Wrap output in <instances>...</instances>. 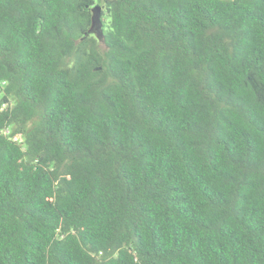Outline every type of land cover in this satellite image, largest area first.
Listing matches in <instances>:
<instances>
[{
	"label": "trees",
	"instance_id": "trees-1",
	"mask_svg": "<svg viewBox=\"0 0 264 264\" xmlns=\"http://www.w3.org/2000/svg\"><path fill=\"white\" fill-rule=\"evenodd\" d=\"M0 264H264V0H0Z\"/></svg>",
	"mask_w": 264,
	"mask_h": 264
},
{
	"label": "water",
	"instance_id": "water-1",
	"mask_svg": "<svg viewBox=\"0 0 264 264\" xmlns=\"http://www.w3.org/2000/svg\"><path fill=\"white\" fill-rule=\"evenodd\" d=\"M101 12H102V9L100 6L97 5L93 8L92 26L89 30V33L96 34V36L100 40H102V38H103L102 20H101L102 13ZM253 85H254V83H253Z\"/></svg>",
	"mask_w": 264,
	"mask_h": 264
},
{
	"label": "built area",
	"instance_id": "built-area-1",
	"mask_svg": "<svg viewBox=\"0 0 264 264\" xmlns=\"http://www.w3.org/2000/svg\"><path fill=\"white\" fill-rule=\"evenodd\" d=\"M3 133H9V129L4 130ZM15 139L22 141L20 136H16Z\"/></svg>",
	"mask_w": 264,
	"mask_h": 264
},
{
	"label": "rangeland",
	"instance_id": "rangeland-1",
	"mask_svg": "<svg viewBox=\"0 0 264 264\" xmlns=\"http://www.w3.org/2000/svg\"><path fill=\"white\" fill-rule=\"evenodd\" d=\"M102 19L104 20V16L102 17ZM102 27H104L103 24H102Z\"/></svg>",
	"mask_w": 264,
	"mask_h": 264
}]
</instances>
